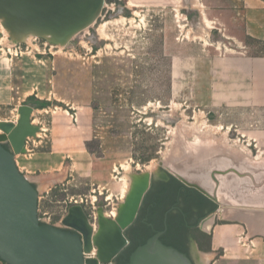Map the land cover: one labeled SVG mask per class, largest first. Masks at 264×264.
I'll use <instances>...</instances> for the list:
<instances>
[{"label":"rangeland","instance_id":"obj_1","mask_svg":"<svg viewBox=\"0 0 264 264\" xmlns=\"http://www.w3.org/2000/svg\"><path fill=\"white\" fill-rule=\"evenodd\" d=\"M244 1L103 0L66 44L14 39L0 20V122L33 109L14 161L41 223L80 206L93 234L109 218L125 225L158 165L245 202L210 218L207 264H264V111L250 102L264 47L244 32Z\"/></svg>","mask_w":264,"mask_h":264},{"label":"water","instance_id":"obj_2","mask_svg":"<svg viewBox=\"0 0 264 264\" xmlns=\"http://www.w3.org/2000/svg\"><path fill=\"white\" fill-rule=\"evenodd\" d=\"M102 1L0 0V18L13 33H32L41 37L49 35L52 38L50 41L66 44L72 35L94 22ZM32 110L28 105L19 107L20 117L15 126L0 122V129L9 136L11 147V150L5 149V137H0V261L5 264H97L96 261L84 259L91 245V228L80 206L71 207L62 220V224L71 227L75 233L41 223L37 218L38 192L19 172L14 161L15 155L25 152V140L37 130L30 124ZM166 174L170 175L155 165L150 180ZM175 178L185 187L218 203L198 185L178 176ZM71 209L78 211L76 220H71ZM134 215L121 227L110 219L102 223L108 257L100 259V263H110L126 246L124 230ZM161 234H155L138 246L126 264H207L203 252L194 250L191 260L175 248L162 244L159 240Z\"/></svg>","mask_w":264,"mask_h":264},{"label":"flooded vegetation","instance_id":"obj_3","mask_svg":"<svg viewBox=\"0 0 264 264\" xmlns=\"http://www.w3.org/2000/svg\"><path fill=\"white\" fill-rule=\"evenodd\" d=\"M4 148L7 149L5 145ZM217 209L215 201L185 187L172 175L151 179L133 219L124 230L126 246L108 264H124L138 246L157 233H162L159 237L162 244L193 260L192 252L200 251L204 235L212 230V227L204 229V224L215 216ZM63 218L61 226L54 227L75 233L71 227L62 224Z\"/></svg>","mask_w":264,"mask_h":264},{"label":"crops","instance_id":"obj_4","mask_svg":"<svg viewBox=\"0 0 264 264\" xmlns=\"http://www.w3.org/2000/svg\"><path fill=\"white\" fill-rule=\"evenodd\" d=\"M242 14L244 32L264 47V0H245ZM250 102L264 111V55L251 63ZM261 113V112H260ZM217 205H220L217 203ZM219 212V206L215 214ZM0 264H5L0 261Z\"/></svg>","mask_w":264,"mask_h":264},{"label":"bare ground","instance_id":"obj_5","mask_svg":"<svg viewBox=\"0 0 264 264\" xmlns=\"http://www.w3.org/2000/svg\"><path fill=\"white\" fill-rule=\"evenodd\" d=\"M100 11V10H99ZM96 19V18H95ZM0 20L2 21V23H3V18H0ZM1 21H0V24H1ZM5 26V25H4ZM5 29H3L4 30V32H5V34L7 35L8 33L10 34V36L12 37V38H14V39H17V40H23V39H25V41H29L30 40V38L32 37V36H34L32 33H13V32H11V30H9V29H7L6 27H4ZM8 32H7V31ZM44 38H47L48 40H52V38L49 36V35H44ZM12 124V123H11ZM17 124V123H16ZM15 126V125H14ZM1 134V133H0ZM0 137H2V136H0ZM8 138H9V136H7ZM8 138H7V140H8ZM5 141H6V138H5ZM4 141V142H5ZM176 176H178L179 178H182V179H184V180H186V181H188V182H190V183H193V184H196L195 182H192L190 179H188L185 175H183L182 173H180V172H177V171H174V170H172V169H170ZM54 176V175H53ZM125 178V177H124ZM126 179V178H125ZM196 185H198L201 189H203L206 193H208V188H210V189H213L212 188V186L210 187V186H208V185H204V186H201V185H199V184H196ZM211 197H213L220 205H222V206H226V207H228L230 204H232V205H234L236 208L237 207H243L242 205H245L244 203H236V202H234V203H224V202H221L220 201V199L217 197V195H215V194H211V193H208ZM247 204H249V203H247ZM250 205V204H249ZM71 215H70V217H71V220H76V218H77V216H79L78 215V211L76 210V209H71ZM230 213V212H229ZM227 214H228V211H227ZM224 216H227L226 215V213L224 214ZM103 222L101 221L100 223H99V225H98V230L93 234L92 232L90 233V244H91V246L93 247V246H96V247H98V252H97V256H96V260L94 259V260H92V262H95L96 261V263L101 259V260H103L104 258H106L107 259V255H106V250H105V248H104V245H105V240H104V235H105V233H103L101 230H102V224ZM127 223V222H126ZM123 224V223H122ZM211 224H212V221H211V219H209L205 224H204V229H206V230H209L210 229V227H211ZM126 225V224H125ZM119 226L121 227V224H119ZM123 226H124V224H123ZM95 239H98V241H97V243L95 242ZM92 252V251H91ZM94 256V255H93ZM206 256V258H207V262L209 261V255H205ZM91 257V256H90ZM95 257V256H94ZM90 259V258H89ZM91 260V259H90Z\"/></svg>","mask_w":264,"mask_h":264},{"label":"built area","instance_id":"obj_6","mask_svg":"<svg viewBox=\"0 0 264 264\" xmlns=\"http://www.w3.org/2000/svg\"><path fill=\"white\" fill-rule=\"evenodd\" d=\"M84 259H87V255L86 254H84Z\"/></svg>","mask_w":264,"mask_h":264},{"label":"trees","instance_id":"obj_7","mask_svg":"<svg viewBox=\"0 0 264 264\" xmlns=\"http://www.w3.org/2000/svg\"><path fill=\"white\" fill-rule=\"evenodd\" d=\"M5 149H6V148H5ZM127 262H128V259H126V261L124 262V264L127 263Z\"/></svg>","mask_w":264,"mask_h":264}]
</instances>
